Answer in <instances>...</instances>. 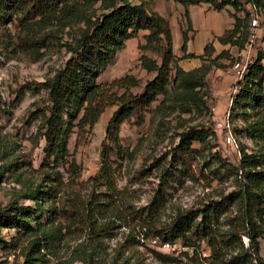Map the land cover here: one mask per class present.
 Returning a JSON list of instances; mask_svg holds the SVG:
<instances>
[{"label": "rangeland", "instance_id": "rangeland-1", "mask_svg": "<svg viewBox=\"0 0 264 264\" xmlns=\"http://www.w3.org/2000/svg\"><path fill=\"white\" fill-rule=\"evenodd\" d=\"M130 1L144 3L173 27L171 74L175 66L185 72L199 70L202 84L191 87L180 76L166 96H159L149 108L135 111L122 123L117 135L123 154L114 158L113 166L117 191L108 201L104 200L106 188L92 178L100 168L106 126L117 109L116 104L106 107L90 131L78 137L72 134L67 162L59 168L63 187L51 204L58 211L55 223L50 226L56 228L55 236L43 239L36 230L23 233L8 227L5 218L11 208L35 206L26 194L40 184L45 172L41 166L45 146L40 131L42 111L36 110L43 108L46 95L38 84L64 65L69 56L65 45L75 42L88 21H94L106 11L107 1L86 0L81 13L68 23L40 28L23 18L24 12L31 10L32 0H0V264H211V249L206 241L201 242L194 254L180 241L162 244L155 231L164 232L177 216L220 201L237 190L238 177L224 173L217 154L237 165L243 148L264 161V125H260V118L253 110H233L237 78L228 72L235 60H253L258 52H264V0L259 8L245 4L256 25H251V20L244 21L231 42L223 44L217 36L207 44L206 52L199 53L193 47L192 53L199 56L193 58L184 57L181 51L182 33L187 28L185 32L195 38V45L202 42L209 33L206 26H211L209 14L203 16L200 24L198 10H192L197 32L186 22L185 9L173 0ZM229 10L232 16L235 11L231 7ZM235 14L243 17L242 12ZM145 33L140 31L137 37L126 42L114 61L102 70L99 83L107 85L129 74L139 83L129 89L130 93L143 91L145 83L155 74L141 67L139 56L143 53L158 64L161 62L155 53L139 49ZM223 45H228V49L221 50ZM22 86L29 89L18 99ZM122 92V89L116 90L117 95ZM195 102H204V105L198 107ZM226 112L230 114V143L226 141L224 129L218 127ZM254 123L258 131L247 133L246 128ZM192 126L209 128L212 135L203 146L193 144L198 155L180 159L171 166L162 184L164 191L161 196L156 195L162 167H154L155 161L170 152L178 144L179 135ZM168 162L169 157L161 166ZM215 170L219 177L212 173ZM95 194L98 204L89 209L88 201ZM236 216V209L231 207L213 225L217 240L214 249L226 260L249 252V240L235 229ZM22 218L29 220L26 215ZM200 219L199 216L196 220ZM45 222L43 218V224L47 225ZM259 242L260 257L264 261V240ZM243 264L257 263L248 256Z\"/></svg>", "mask_w": 264, "mask_h": 264}, {"label": "trees", "instance_id": "trees-1", "mask_svg": "<svg viewBox=\"0 0 264 264\" xmlns=\"http://www.w3.org/2000/svg\"><path fill=\"white\" fill-rule=\"evenodd\" d=\"M106 10L94 21H88L73 43H67L66 51L69 54L64 65L52 77L38 84L39 90L45 92L46 99L42 111L41 136L44 138V157L41 163L45 170L40 184L33 188L27 199L34 202L33 208H11L6 211L5 218L8 227L33 233L41 232L43 239H53L56 228L50 227L55 223L58 211L51 206L53 200L63 187L62 172L67 162L68 143L72 134L77 137L90 131L98 119L110 105L116 104L117 109L109 119L106 126V135L103 140L100 154L101 164L96 176L92 179L98 185L106 188L104 200L113 198L117 188L114 182V158L122 157L123 148L119 143V127L135 111L149 108L159 96H166L169 88L174 85L180 76L184 77L187 85L195 87L202 84L203 77L199 70L185 72L175 66L171 74L170 64L173 61L172 34L169 22L163 16L150 11L144 3L134 4L130 0H106ZM185 9L188 22L187 7L201 3L208 4L214 11H221L231 7L235 13L242 12L243 17L232 14L233 26L226 30L218 40L223 44L231 42L233 36L239 32L244 21L251 20V12L247 11L245 4L259 8L263 0H173ZM86 0H32L31 10L24 12L23 18L30 20L31 25L45 27L54 23H68L81 13V6ZM140 31L146 33L142 36L144 43L139 45L141 51H151L160 59V64L145 54L139 56L141 67L147 73H154V77L147 81L140 94H132L129 89L138 86V79L125 74L113 79L109 84L98 82L101 72L106 68L122 50L126 42L137 37ZM181 51L184 57H199L193 53H186L187 35L182 33ZM209 45L204 47V52ZM237 91L232 96L233 110H253L260 118V125H264V52H258L256 57L248 63L245 73L236 81ZM29 89L20 88L18 99ZM123 92L117 95L116 90ZM1 99V98H0ZM1 101V100H0ZM202 107L204 102H195ZM230 115V114H229ZM255 124L246 128L247 133L258 131ZM251 131L248 132V129ZM264 132V128H262ZM212 135L209 128L189 127L179 135L178 144L156 160L155 166L162 167L161 184L155 194L161 196L164 191L162 184L170 174V168L178 160L199 154L193 148L194 143L201 146L207 144L208 137ZM240 159L237 165L223 160L217 154L216 159L226 175L238 177L237 190L229 193L220 201H212L196 211H190L176 217L172 225L164 232L155 231L162 244L173 245L180 241L184 248L198 252L201 242L206 241L211 249V264H243L247 257L253 258L257 264H264L260 257V239L264 240V161L254 153H248L241 148ZM169 157L168 164L163 165ZM162 161V162H160ZM219 177L217 171L212 172ZM160 193V194H159ZM96 195V196H95ZM91 196L88 207L98 204L97 194ZM46 206V208H45ZM234 207L237 211L235 229L249 240V252L234 256L229 260L217 255L216 237L213 225L218 216ZM26 209V210H25ZM26 215L29 220L22 217ZM201 217L199 221L196 219ZM46 220L47 225L43 224ZM33 223V226L31 225ZM48 227V229H46ZM37 245L38 241H36ZM39 251V248H38ZM185 256H188L184 252ZM32 260L37 261L36 258ZM43 262L39 263L42 264ZM37 264V263H34ZM44 264V263H43Z\"/></svg>", "mask_w": 264, "mask_h": 264}, {"label": "crops", "instance_id": "crops-1", "mask_svg": "<svg viewBox=\"0 0 264 264\" xmlns=\"http://www.w3.org/2000/svg\"><path fill=\"white\" fill-rule=\"evenodd\" d=\"M209 5L208 4H198V5H191L187 7V11H188V22L186 20V22L189 25H192V29L194 31L198 32V29L196 28V25L194 23V21L192 20V10L196 9L198 10V17H199V22L201 24V22L203 21V16L208 15L210 17L211 21V26L207 27L208 30V35L205 37V39L202 42H198L197 45L194 44V39H192L190 37V32H186L187 35V41H186V53H192L193 51V47H195V49H197V52L201 53L204 51V47L209 43L212 42V40L217 37V36H222V34L228 30L231 29L233 26V17L229 15V7H226L224 9H222L221 11H214L213 9H209ZM214 13H217L216 15H214ZM222 13L225 16H220ZM214 15V17L212 16ZM223 17V18H222ZM217 18V19H215ZM204 24V23H203ZM205 27V26H204ZM173 27L171 26L170 29H172ZM187 29V28H186ZM184 29V31L186 30ZM172 34V33H171ZM197 33L194 35V37H196ZM179 37V35H178ZM173 43H174V38H173ZM179 43V40H178ZM228 45H223L221 50H227L228 49ZM228 72H230L231 74H234L233 71H231V69H228Z\"/></svg>", "mask_w": 264, "mask_h": 264}, {"label": "built area", "instance_id": "built-area-1", "mask_svg": "<svg viewBox=\"0 0 264 264\" xmlns=\"http://www.w3.org/2000/svg\"><path fill=\"white\" fill-rule=\"evenodd\" d=\"M257 21L255 18H252L251 25H256ZM251 60H247L245 58H239L234 61L231 70L233 71L235 77L237 80H240L243 76V74L246 71L248 63H250ZM238 87L235 86L233 93L237 91ZM218 127H222L225 131V136H226V141L230 143L232 141V134H231V129H230V120H229V112H226V115L224 117V120L222 124H219ZM168 245V244H166Z\"/></svg>", "mask_w": 264, "mask_h": 264}]
</instances>
